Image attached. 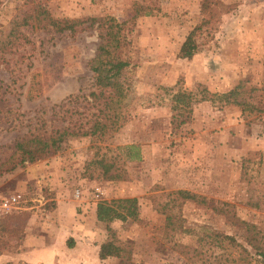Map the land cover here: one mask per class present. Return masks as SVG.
I'll use <instances>...</instances> for the list:
<instances>
[{"label":"rangeland","instance_id":"rangeland-1","mask_svg":"<svg viewBox=\"0 0 264 264\" xmlns=\"http://www.w3.org/2000/svg\"><path fill=\"white\" fill-rule=\"evenodd\" d=\"M217 1L215 20L195 32L198 50L185 59L176 53L202 18L201 0H0V192L24 191L27 205L33 206L24 211L26 218L2 221L6 225L0 231V252L17 247L31 214L35 223L38 217L51 219L54 191L39 176L40 164L49 159L66 171L59 178L66 195L76 203L86 199L85 214L94 200L96 205L103 199H137L136 220L110 223L130 257H107L105 264H186L177 248L180 244L195 249V258L206 260L197 259L195 264H214L215 258L223 260L225 250L210 238L197 237L210 230L232 235L249 251L250 255L233 251L234 264H257L245 239L257 235L264 241V109L244 119L235 106L217 108L203 101L193 105L185 123L178 124L171 121L170 100L163 89L180 77L186 90L199 83L210 92H223L239 81L245 89L260 88L264 0ZM37 3L53 17L111 16L122 22L130 41V88L115 130L102 138L67 137L54 153L21 164L17 141L36 133L46 136L61 127H87L85 121L95 111L83 109L81 97L92 82L86 63L99 41L95 24L85 22L74 33L21 25L17 28L21 36L10 44V22ZM135 9L139 14L132 19ZM146 9L152 14L141 15ZM69 94L80 96L76 102L56 106ZM96 155L113 160L120 178L82 176L97 173L91 165L85 170ZM241 158L249 159L244 178ZM75 186L82 191L77 198L71 195ZM177 189L197 198H174L171 192ZM167 214L177 230L165 229ZM100 226L104 239L106 231Z\"/></svg>","mask_w":264,"mask_h":264},{"label":"trees","instance_id":"trees-1","mask_svg":"<svg viewBox=\"0 0 264 264\" xmlns=\"http://www.w3.org/2000/svg\"><path fill=\"white\" fill-rule=\"evenodd\" d=\"M133 4H136L134 2ZM220 4L217 0H201L200 10L202 18L197 25H194L184 36L180 43L176 57L190 59L198 50L199 43L195 39V32L201 27L211 24L217 15L216 5ZM139 14L138 9H135L131 18H135ZM152 12L146 9L141 15H151ZM88 22V26L94 25L98 28L97 36L99 41L95 47L93 55L87 60V67L92 73V82L89 85L87 93L81 95L84 100L83 109L94 108V112L89 113V118L86 119L87 127L78 126L74 128L61 127L52 129L49 134H32L17 141L14 145L15 150L20 154L19 163H32L38 159L45 158L49 153H54L60 148L61 143L67 137L96 135L102 138L106 136L108 131L115 130L118 127V121L122 118L120 107L123 100L126 98L130 88V61L129 49L130 41L122 32V22L115 20L111 16L103 17H83V18H68V17H53L49 10L39 3L34 4L30 12L21 13L10 22V44L21 36L18 31V26L31 24L37 28L51 30L53 32L74 33L81 24ZM78 27V28H77ZM0 50L1 43H0ZM260 88L250 87L245 89L239 81L236 85L223 92H210L202 84H197L195 89L186 90L182 88V78H178L174 85L163 87L165 93L169 97V109L171 111V121H178V124L185 123L189 117L193 105L208 101L213 107H222L232 105L239 109L242 118L248 119L258 115L264 109V77L261 79ZM261 90L259 94L255 91ZM79 94H69L62 98L56 106H62L63 102L68 100L78 99ZM70 111L71 112H75ZM127 148H135L129 145ZM128 158H133L128 155ZM134 158H139L137 153ZM249 159L241 158L240 161V176L245 177ZM91 165L92 168H97V173L86 172L82 176L86 179H94L100 177L106 180H116L120 178V173L117 172L115 163L105 155H96L88 163L85 170ZM12 165L10 166L11 169ZM174 198H182L195 200L197 196L187 190L177 189L171 192ZM52 204V203H51ZM52 208V207H51ZM95 218L103 224L106 231L105 239L98 245V258L106 257H130V252L125 249L123 244L115 238L114 230L110 226L113 221L124 222L126 220H136L138 216L137 199L133 196L112 198L109 200H99L95 205ZM19 214V215H17ZM24 211L11 213L7 217L26 218ZM6 217V218H7ZM171 218L170 214L165 215V229L177 230V223ZM6 225V224H5ZM3 222L0 224V231L5 230ZM17 228V227H16ZM187 231L186 229H184ZM205 235L197 236L199 240L203 237L212 239L215 245L225 250V257L221 261L215 258L214 264H234L233 251L249 254V251L241 243L237 242L232 235L225 234L216 230L202 231ZM246 243L253 249L252 259L257 264H264V241L261 237L254 235L246 237ZM178 251L183 255L186 264H195L198 259L195 258L196 250L190 249L186 245L180 244ZM231 255V257H229ZM200 262H206L204 258L198 259ZM172 264V263H167ZM204 264V263H201Z\"/></svg>","mask_w":264,"mask_h":264},{"label":"crops","instance_id":"crops-1","mask_svg":"<svg viewBox=\"0 0 264 264\" xmlns=\"http://www.w3.org/2000/svg\"><path fill=\"white\" fill-rule=\"evenodd\" d=\"M49 161L40 164L39 176L54 191L51 219L36 217L35 223L31 214L17 247L0 252V264H105L107 257L99 259L97 254L106 235L104 239L99 235L102 229L95 218V201L85 214L86 199L76 203L66 195L65 186L59 182L66 171L56 167L54 160ZM77 204L82 210L75 208Z\"/></svg>","mask_w":264,"mask_h":264},{"label":"built area","instance_id":"built-area-1","mask_svg":"<svg viewBox=\"0 0 264 264\" xmlns=\"http://www.w3.org/2000/svg\"><path fill=\"white\" fill-rule=\"evenodd\" d=\"M81 193L82 191L79 186H75L71 191L73 198L79 197ZM93 196L97 198V194ZM27 202L28 199L25 197L24 191L0 192V224L11 213L31 210L33 206L27 205Z\"/></svg>","mask_w":264,"mask_h":264}]
</instances>
